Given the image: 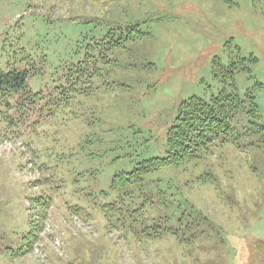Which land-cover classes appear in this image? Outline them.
Listing matches in <instances>:
<instances>
[{
    "label": "rangeland",
    "instance_id": "rangeland-1",
    "mask_svg": "<svg viewBox=\"0 0 264 264\" xmlns=\"http://www.w3.org/2000/svg\"><path fill=\"white\" fill-rule=\"evenodd\" d=\"M133 28L147 35L112 51L102 42ZM87 54L100 72L72 107L24 136L0 121V264H264V0H0V68L28 72L33 91L48 93ZM217 59L236 63L246 101L233 136L200 165L154 174L173 178L215 231L203 225L193 246L126 240L98 213L101 194L165 157L179 105L223 88ZM36 201L47 218L28 250Z\"/></svg>",
    "mask_w": 264,
    "mask_h": 264
},
{
    "label": "trees",
    "instance_id": "trees-1",
    "mask_svg": "<svg viewBox=\"0 0 264 264\" xmlns=\"http://www.w3.org/2000/svg\"><path fill=\"white\" fill-rule=\"evenodd\" d=\"M136 27L140 28L139 25ZM133 30H137L136 35L116 38L118 35L114 37L112 34L103 41L110 45L109 50L112 51L147 35L140 29ZM245 61L241 59V62ZM98 62L97 57L87 54L78 64L69 65L72 68L64 80L59 78V84L48 93L34 92L29 87L28 72H3L0 68V121L6 124L8 134L24 136L29 129H36L45 117H54L59 109L72 107L76 95L92 91V76L100 72L96 66ZM235 70L236 63L226 69L220 60H215L214 75L221 80L223 88L208 100L194 96L179 105L174 123L167 132L165 157L146 160L132 172L112 178L108 190L101 194L104 203L97 205L98 213L104 217L108 228L112 225L126 240L132 239L137 243L148 239L159 241L170 236L189 246L199 240L203 225L215 231V225L202 216L200 209L183 200L173 178L156 177L154 174L193 163L200 165L210 154L209 147L221 135L233 136L234 122L246 103L238 94ZM250 100L255 108V117L257 106L253 97ZM35 204L41 207L39 201ZM47 205L40 208L37 218H29L28 239L31 243L28 250L41 234V226L47 218Z\"/></svg>",
    "mask_w": 264,
    "mask_h": 264
}]
</instances>
